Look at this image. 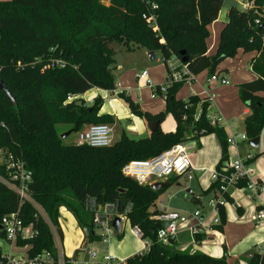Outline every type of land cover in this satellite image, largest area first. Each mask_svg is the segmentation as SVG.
I'll return each mask as SVG.
<instances>
[{"label":"trees","instance_id":"16d2710c","mask_svg":"<svg viewBox=\"0 0 264 264\" xmlns=\"http://www.w3.org/2000/svg\"><path fill=\"white\" fill-rule=\"evenodd\" d=\"M249 1L252 7L246 10L234 5L228 8L216 49L207 55V27L217 18L223 0H0V80L14 98L10 104L0 90V149L22 161L31 172L28 193L61 241V207L72 214L81 229H86L81 246L84 248L100 240L93 223L94 208L110 202L131 227L140 230L146 246L145 251L127 258L125 264H226L224 256L212 258L199 252L179 251L175 242H158L156 232L161 223L152 219L156 212L150 208L163 190L138 184L124 176L121 168L129 160H146L208 133L214 134L221 146L219 166L226 158L227 145L222 127L210 125L208 99L191 95L178 100L175 94L188 75L203 70L209 76L218 73L219 63L239 50L257 52L250 62L257 78L239 85V97L249 111L243 119L244 132L249 139L260 135L264 127V95L257 93H264V30L258 26L264 18V0ZM113 40L121 41L128 50L142 47L159 51L169 75V60L181 62L185 57L181 64L187 74L167 83L164 93L160 86L153 88L154 94L165 101V109L156 114L141 110L124 92L118 93L132 114L146 123H158L148 137L134 139L122 132L118 141L106 147L66 143L58 125L76 135L92 124L112 121L109 115H98L101 97L87 104L79 96L91 88L109 92L115 89V52L110 47ZM56 59L63 60L64 66H47ZM167 114L173 116L175 129L163 132L159 124ZM5 174L0 163V175ZM176 179L167 181L172 184ZM217 187L211 182L203 194L213 193ZM123 197L125 204L121 206ZM15 212L22 224L31 225L35 232L30 238H18L16 247L27 246L29 257L44 251L55 256L47 222L0 182V222L3 216ZM219 218L221 231L225 224L223 207ZM114 234L122 237L121 231ZM0 239L6 240L2 229ZM247 264H264V242L260 251L252 252Z\"/></svg>","mask_w":264,"mask_h":264},{"label":"crops","instance_id":"0c3cea01","mask_svg":"<svg viewBox=\"0 0 264 264\" xmlns=\"http://www.w3.org/2000/svg\"><path fill=\"white\" fill-rule=\"evenodd\" d=\"M244 4H248L251 7L252 2L249 0H242L239 4V9L242 10ZM224 22L225 21L220 18L219 12L217 18L208 25L209 35L206 39L207 55H212L214 53L218 43V34ZM148 52L149 50L141 54L138 52L133 56V58L135 57L133 62L137 65V68L134 66L122 67L120 64L115 67V72L112 71L115 84L113 92L91 88L79 96V98L84 99L86 102H90L96 96L101 97L103 103L99 109L98 115H109L112 119L110 124L116 123L120 125L122 132H125L127 136L134 139L148 137L151 132L148 129V123H146L143 118L132 114L127 105L118 97L119 92H124L129 95L141 110L156 114L165 109L164 99L159 95H155L153 88L166 83L169 76L167 68L162 62L159 51H153L154 57L152 60L148 59ZM255 56H257V52L255 51L242 52L239 50L234 57L223 60L216 68L219 77L225 78L227 83L220 84V82L209 81L207 70H203L193 75L189 80L184 81L176 92L175 98L178 100H186L191 95H196L200 99L207 98L210 103L208 107L209 116L220 118L217 126L222 127L225 138L231 131L244 132L243 121L237 118L240 114L241 118L243 116L245 118L249 111L239 97V85L257 78L250 67V62ZM168 65L175 72L180 71L182 64L176 58H171ZM142 70L147 71L148 81L135 78V74ZM257 95L263 96L264 93L259 92ZM110 124L108 125L110 126ZM159 128L163 132L173 131L175 129L173 116L167 114L159 124ZM205 135L207 134L200 136L198 139L187 141L188 150H190V161L193 168V177L189 182H193L196 178L194 186L185 188L188 195H181V191H183L179 182L181 178L177 177L174 183L170 184L158 196L153 207L150 208V211L154 210L156 213L177 211L181 214L189 215L193 211L199 210V218L202 219L204 226L209 224L210 214L206 208V202L213 196L214 192H210L206 195L203 194V191L206 190L212 182V180L210 181L204 178V176L209 174V170L213 171L218 166L221 158V146L214 134L208 133L207 136ZM258 137L259 142L257 148L250 147L247 141L240 145L239 151L243 156L247 154L253 156L251 163L255 172L254 178L264 187V127ZM247 148H251V150L255 151H250ZM258 153L260 154L257 155ZM205 158L206 163L202 164V160ZM167 180L168 179L158 181ZM158 181H153L152 183ZM246 194H249L248 198L244 196ZM228 197L230 200L227 201L223 207L225 212V224L222 226V230L219 231L217 237L212 235L211 232H207L201 228L196 233L199 237L197 239L196 235H192L189 230L190 227L196 225V219L191 218L187 226L179 229L177 232L175 242L177 250L178 245L188 244L189 249L185 251L203 253L212 258H221L224 256L226 264H247L252 252L260 251L264 242V225L256 224L253 220V216L255 215L257 207L264 203V189L255 196L248 190L231 187L228 191ZM179 198H182L183 202L192 205L191 207L194 210L190 211L179 205L176 201ZM61 208L59 209V213ZM126 225H128L130 229L129 235L134 238H139L141 241L140 236L135 234L133 227L129 225L128 221ZM81 232L84 237L82 229ZM122 238H124V233ZM140 241L137 246L131 249L126 248V246L121 247V242L112 245L113 242L109 239L106 242L105 253L120 258H129L134 254L145 251V243ZM109 242L111 245H109ZM9 249L16 254L26 251V248H19L14 245ZM75 250L65 255H73ZM95 251L105 254L100 250ZM80 254L81 252L76 256L79 257ZM85 258H87L86 255L82 253L80 259Z\"/></svg>","mask_w":264,"mask_h":264},{"label":"built area","instance_id":"2783aa9c","mask_svg":"<svg viewBox=\"0 0 264 264\" xmlns=\"http://www.w3.org/2000/svg\"><path fill=\"white\" fill-rule=\"evenodd\" d=\"M153 8L155 7L152 5ZM252 7V4H251ZM250 5L244 4L242 10L251 8ZM48 67H63V60H51ZM171 74L166 80V84L159 87L160 92L164 93L167 83L180 80L182 75L187 74V69L181 65L180 71H175L168 65ZM193 75H188L189 80ZM138 80L148 81V73L142 70L135 74ZM209 81L227 83L225 78H220L218 73L209 76ZM210 125L217 126L220 118L207 116ZM249 140L245 132L231 131L225 138L227 145L226 158L220 163L218 168L212 171L211 180L218 187L215 189L212 197L206 202V208L210 214V222L204 226L202 219L199 218L200 211L195 210L189 215L181 214L177 211L159 212L152 216V219L161 222H168V225L160 228L156 232V240L163 245L170 242H176V235L179 229L185 228L189 219H196V225L190 227V232L195 235L199 229L203 228L216 236L219 234L218 226L220 225L219 209L227 203L229 188H241L252 192L255 196L261 192L264 187L254 176L255 172L252 167V155H241L239 149L242 143ZM75 143L86 144L91 147H106L111 141V127L105 123L92 124L75 135ZM4 176L0 175V182L6 185L10 190L17 194L21 202H28L36 212L47 222L52 234L55 256L49 251H44L33 257H29L26 251L20 254L13 253L10 247L15 245L18 238L27 239L34 236L35 232L31 225L24 226L17 213H10L1 218L0 226L5 233L7 242V252H2L0 264H125L126 260H118L115 256L105 253L101 254L95 250L84 247L78 250L76 254L67 256L62 250V241L54 228L47 219L42 208L30 197L28 193V183L31 179V172L25 167L22 161L6 153L3 157ZM193 168L188 153L186 142L175 144L159 154L146 160H129L121 168V173L136 181L140 185H150L153 181L166 180L171 177H184L191 180L193 177ZM119 217L121 222H127L124 214L117 212L114 203H105L102 206L94 208L93 223L96 226V232L100 238V243H106L114 235L115 230L111 226L112 220ZM253 220L256 224L264 225V203L257 208ZM86 233V229H82ZM135 234L141 235L137 227H133ZM27 248V246L22 247ZM146 250V249H145ZM84 253L87 258L78 259L79 253Z\"/></svg>","mask_w":264,"mask_h":264},{"label":"rangeland","instance_id":"374dc122","mask_svg":"<svg viewBox=\"0 0 264 264\" xmlns=\"http://www.w3.org/2000/svg\"><path fill=\"white\" fill-rule=\"evenodd\" d=\"M241 1L242 0H223L222 5H221V9L219 11L220 12V18L225 21L228 8L232 5L239 8L240 7L239 4ZM110 47L115 52L114 63H113L114 67L112 70L114 72H115V67L118 64L122 65V67L134 66L135 68H137V65L133 62V60L135 59V57L133 58V56H135V54H137L138 52H139V54H141L144 51H146V49L142 48V47L133 48L131 50L125 49L123 43L121 41H118V40H113ZM91 101L90 102L85 101V102L87 104H90ZM237 119L243 121L244 116L241 118V114H240V116ZM110 127H111V141L112 142L118 141L121 137V134H122V129L120 128L121 126L116 124V123H111ZM66 131H67L66 127L58 125V132L64 133ZM207 135H205V136H207ZM74 136H75L74 132L70 133L69 136L67 138H65V142L70 143V142L74 141L73 140ZM186 144H187V142H186ZM247 149L250 151H255V150H251V148H247ZM4 152H5L4 150L0 149V162H3V160H4V158H3L5 156ZM205 163H206V158L202 160V164H205ZM209 171H210L209 174L204 176V178L209 179L211 181L212 170H209ZM179 182L181 184V189L183 190V191H181V195L187 196L188 193H186L185 188L194 186L196 183V178L194 179L193 182H191V181L189 182V180H186L184 177H181ZM244 196L246 198H248L249 194H246ZM176 201L178 202L179 205L183 206V208H187L190 211L194 210L191 207L192 205H190L189 203L183 202L182 198H179ZM59 224H60L62 234H63L62 250H63L64 254H70V253H72L73 250L82 248L81 247L82 246L81 241H82L83 235L81 232V228L76 223L72 214L68 210H66L65 208H61V210H60ZM120 225H121L122 236L124 233V238L121 237L119 239L116 237L115 234L112 235L109 238L110 241L113 242L112 245L118 244L119 242H121V247L126 246V248L132 249L135 246H137L139 244L140 239L136 238V237L134 238L133 236L129 235L130 229H129V226L126 225L125 221L121 222ZM140 242L143 243V240H141ZM106 245H107L106 243L104 244V243H100L99 241H93L91 243H88L86 247L90 248V249L100 250V251H102V253H105L106 252V250H105ZM109 245H111L110 242H109ZM177 248L179 251H185V250L189 249V246H188V244H180L177 246ZM0 249L2 250V252H7L8 247H7V242L5 240L0 239ZM81 256H82V253L79 255L78 259H80ZM116 258L118 260H126L128 257H125V258L116 257Z\"/></svg>","mask_w":264,"mask_h":264},{"label":"water","instance_id":"95a60500","mask_svg":"<svg viewBox=\"0 0 264 264\" xmlns=\"http://www.w3.org/2000/svg\"><path fill=\"white\" fill-rule=\"evenodd\" d=\"M258 28L260 30H264V18L261 20V23L259 24ZM180 54H183V52H181ZM148 59L152 60L154 57L153 51H149L147 53ZM186 61L185 57L181 58V62L184 63ZM0 90L6 95L7 100L10 102V104L14 103V98L9 94V92L7 91L5 85L2 83V81L0 80ZM158 126L157 122H150L148 123V129L150 132H153L154 130H156ZM70 134V130L62 133L60 135V137L62 139L66 138L68 135ZM258 142H259V137H254L248 140V145L252 148H257L258 147ZM188 153H190V150H188ZM170 185L169 181H161V182H154L152 184H150V188L154 191H159V190H164L166 189L168 186ZM125 204V198L123 197L121 199V206H123ZM168 225V222H161V227L165 228ZM111 226L113 227V229L115 230V232H120L121 230V225H120V219L119 217H115L112 220ZM0 229L1 226H0Z\"/></svg>","mask_w":264,"mask_h":264}]
</instances>
